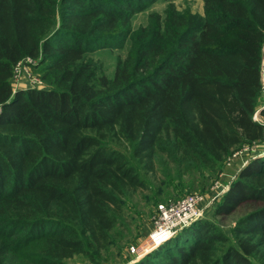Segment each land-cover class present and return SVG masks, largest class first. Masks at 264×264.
Returning a JSON list of instances; mask_svg holds the SVG:
<instances>
[{
	"label": "trees",
	"instance_id": "obj_1",
	"mask_svg": "<svg viewBox=\"0 0 264 264\" xmlns=\"http://www.w3.org/2000/svg\"><path fill=\"white\" fill-rule=\"evenodd\" d=\"M150 1L0 0V264L95 260L158 163L165 186L202 190L247 143L261 150L215 210L248 207L232 235L203 217L131 264H264V0L171 7L133 37ZM128 38L109 76L93 54ZM28 57L45 86L15 90Z\"/></svg>",
	"mask_w": 264,
	"mask_h": 264
},
{
	"label": "rangeland",
	"instance_id": "obj_2",
	"mask_svg": "<svg viewBox=\"0 0 264 264\" xmlns=\"http://www.w3.org/2000/svg\"><path fill=\"white\" fill-rule=\"evenodd\" d=\"M175 8L179 11L191 10L192 12L203 13L204 12V0H152L148 4L144 5L133 17L131 32L133 37L140 29L149 27L155 14L161 15L165 18L170 8ZM132 37V36H131ZM132 37V38H133ZM132 45V39L128 38L122 47L119 48H105L100 49L93 54L95 58L103 66L104 72L109 76L113 75L118 56L123 58L127 57L128 51ZM19 69L14 72L12 84L15 90L25 88H39L45 86V81L42 78V74L36 70L30 62H23ZM40 80L42 84L36 82ZM264 106V83L262 92L259 97L254 119L263 121L260 116V110ZM261 146L255 143L244 144L237 151H241L237 157L234 156V152L227 156L226 160L218 167L217 172L213 178L208 181L205 189L200 190H184L183 192L176 189L174 182H163V175L161 171L164 166L157 164L156 171H152L145 175L148 180L145 188H129L125 194L121 197V205L117 211V222L114 228L111 230L110 243L106 248L101 250L99 255H95V260L90 259L87 256L78 254L72 258L67 259V264H131L142 259L146 254L150 253L154 249L146 252L148 248V239L152 232L155 220L158 214V206L160 203H169L180 200L186 196L193 194H204L209 196L211 194L213 186L217 182H220L223 187H226L225 192L215 200L211 206L204 213V219H208L216 223L222 228L228 235H232V227L235 220L245 211L248 207L244 206L233 215L230 216H218L215 214L217 205L223 199L224 195L229 191L233 182L237 179L240 170L253 158L257 156ZM146 165H139L142 171L146 170ZM144 174V173H143ZM190 178H186L189 180ZM200 182V181H199ZM199 185V184H198ZM165 186V187H164ZM164 188L167 192L164 193ZM194 223V222H193ZM172 238V237H171ZM169 240V239H168ZM135 247L140 250V253L133 252L132 248ZM144 252V253H143ZM146 252V253H145ZM142 253V255H140Z\"/></svg>",
	"mask_w": 264,
	"mask_h": 264
},
{
	"label": "built area",
	"instance_id": "obj_3",
	"mask_svg": "<svg viewBox=\"0 0 264 264\" xmlns=\"http://www.w3.org/2000/svg\"><path fill=\"white\" fill-rule=\"evenodd\" d=\"M23 62H30L32 64L35 61L30 57L26 58L15 67L16 71ZM261 77L264 83V48ZM36 82L42 84L40 80H36ZM241 153V151H236L234 152V156L237 157ZM225 190L226 187H223L220 182H217L215 186H213L209 196L204 194H193L174 202L160 203L155 225L148 239V248H146L145 251L148 252L158 247L175 236L183 228L203 218L206 210L225 192ZM132 251L140 253V250H137L135 247L132 248ZM140 255H142V253Z\"/></svg>",
	"mask_w": 264,
	"mask_h": 264
}]
</instances>
